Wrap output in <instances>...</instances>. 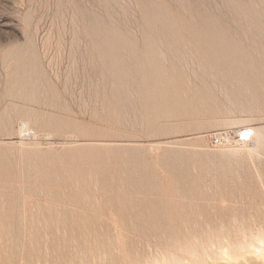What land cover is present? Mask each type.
Masks as SVG:
<instances>
[{
  "label": "rangeland",
  "instance_id": "1",
  "mask_svg": "<svg viewBox=\"0 0 264 264\" xmlns=\"http://www.w3.org/2000/svg\"><path fill=\"white\" fill-rule=\"evenodd\" d=\"M156 4L171 11L188 34L174 37L162 32L161 20L148 22L141 0H0V140L12 142L0 143V196L8 194L0 214L10 215L5 235L0 230V264H57L59 259L70 264L79 256L73 264L144 262L181 235L196 234L194 243L202 247L224 237V242L239 239L245 231L256 234L264 224V141L252 148L250 138L236 133L243 123L264 125V0ZM100 31L124 43L125 53L136 57L129 59H139L121 73L124 83L103 68L104 59L95 51ZM19 56L26 76L36 62L41 81L35 99L11 93ZM218 68L254 74L256 79L244 82L253 94L239 95L237 89L245 86L231 85L232 79L223 77L229 72L217 73ZM25 106L40 120L30 124L36 134L18 132L26 117L19 109ZM8 116L12 122L4 129ZM52 118H60L65 128L49 126ZM222 118L247 123L233 127L223 125ZM217 132L225 135L222 144L212 141ZM246 140L249 148L243 147ZM232 145L240 152H229ZM50 191L62 195L56 205L69 206L57 205L60 211L72 209L65 220L44 210ZM79 197L83 202L77 204ZM32 214L37 215L33 220ZM34 238L42 246L31 243ZM196 258L180 264L198 259L201 264Z\"/></svg>",
  "mask_w": 264,
  "mask_h": 264
},
{
  "label": "bare ground",
  "instance_id": "2",
  "mask_svg": "<svg viewBox=\"0 0 264 264\" xmlns=\"http://www.w3.org/2000/svg\"><path fill=\"white\" fill-rule=\"evenodd\" d=\"M29 3V2H28ZM109 5V4H108ZM141 6H142V11H143V14H144V17L146 18V20L148 21V22H151V23H154V22H156V21H159V20H161L163 23H161V27H162V32L164 31V32H166V34H170V35H172V36H174V37H178L180 34H183V33H186V34H188L185 30H187V28L185 27V26H183V25H180L179 23H178V21H177V19H176V17H175V15L171 12V11H169V10H164V9H162L160 6H158L157 4H156V0H141ZM35 7V6H34ZM93 8H95V6L93 7ZM259 8V7H258ZM35 9V8H34ZM33 9V11L35 12V10ZM112 9H113V7H112ZM114 10V9H113ZM240 10V9H239ZM52 11V10H51ZM49 12V11H48ZM62 12V11H61ZM43 14H44V12L42 13V15L41 16H43ZM62 15V14H61ZM34 16V15H33ZM41 16H40V19H41ZM47 16V15H46ZM126 16V15H125ZM1 18V17H0ZM6 17H4V19H5ZM46 18V17H45ZM71 18H72V16H71ZM246 18V17H245ZM38 20H39V17L37 18ZM65 20H66V18H65ZM9 21V20H8ZM128 21V20H127ZM4 22V21H3ZM6 22V21H5ZM38 22V21H37ZM37 22L35 23L36 25H37ZM60 22L62 23V21L60 20ZM77 22V21H76ZM79 22V21H78ZM95 22H96V24H97V27L99 28V29H101L102 28V26H101V24H100V21H99V19L98 18H96L95 19ZM44 23H45V21H44ZM43 23V24H44ZM35 25V26H36ZM61 25V24H60ZM34 26V27H35ZM43 26V25H42ZM41 27V26H40ZM51 27H52V25H51ZM51 27H50V29H51ZM67 27V26H66ZM57 28V27H56ZM3 29V28H2ZM35 29V31H37V32H39L38 31V29H37V27H35L34 28ZM37 29V30H36ZM41 29H42V27H41ZM79 30V29H78ZM7 31V30H6ZM34 31V32H35ZM37 32H36V35H37ZM50 32V31H49ZM55 32V31H54ZM62 32H63V29H62ZM73 32V31H72ZM64 33V32H63ZM73 34V33H72ZM77 34V33H76ZM160 34V33H159ZM43 35V34H42ZM49 36H50V34H48ZM78 35H79V33H78ZM20 36V35H19ZM37 37V36H36ZM40 37V36H39ZM42 37V36H41ZM47 37V36H46ZM63 37H64V35H63ZM81 36H79V38H80ZM108 37H110V38H108ZM72 38V37H71ZM76 38H78V37H76ZM74 39V38H73ZM44 40V39H43ZM42 40V41H43ZM46 41H47V39H46ZM53 41V40H52ZM58 42V41H57ZM71 42V41H70ZM78 42V41H77ZM53 43V42H52ZM114 43H116L118 46H115L114 45ZM77 44V43H76ZM122 45V46H121ZM124 45V43H121L120 41H116V42H114L113 40H112V37H111V35L108 33V31H106V32H104V31H100L99 32V34H97V37H96V41H95V51L97 52V53H99V55L101 56V58H103L104 59V61H103V68H110V69H112L113 71H114V73H115V75H116V81H119V82H122V83H124V77H122L121 76V73H124V71H125V68L126 67H130V68H134V67H136L137 66V64H138V62H139V59L137 60H135V61H133V60H131V59H129V57L130 58H136L135 56H134V54H132V55H130V54H126L125 53V47L123 46ZM51 46V45H50ZM71 46H72V43H71ZM61 47V46H60ZM80 47V46H79ZM82 47V46H81ZM60 49V48H59ZM159 49V48H158ZM264 49V48H263ZM42 50V49H41ZM51 50V49H50ZM161 50V49H160ZM58 51V50H57ZM64 51V50H63ZM45 52H46V50H45ZM85 52H86V50H85ZM161 53L163 52V51H160ZM43 55H44V52H43ZM160 55V54H159ZM182 55V54H181ZM183 56V55H182ZM193 56V55H192ZM51 57H52V55H51ZM50 57V58H51ZM165 57V56H164ZM54 58V57H53ZM72 58H74L73 56H72ZM89 59V58H88ZM127 59H129V60H127ZM18 62H17V65H16V68H15V75L13 76V79H12V84H11V93H15V94H18V95H21V96H24L26 99H35L36 97H37V93H38V91H39V89H40V83H39V81H41L40 80V73H38V72H36V68H37V65H36V62L35 61H33L32 62V64H33V69H32V71L29 73V75L28 76H26L23 72H22V68H23V66H24V64L25 63H23L22 62V60H25V59H23V57H18ZM32 60H34V59H32ZM50 60V59H49ZM49 60L47 61V62H49ZM57 60V59H56ZM85 60V59H84ZM165 60V59H164ZM73 62V61H72ZM50 63V62H49ZM73 66V65H72ZM205 70V69H204ZM203 71V70H202ZM247 71L248 70H244V72H239L238 74H235V75H233L231 72H230V70H226L225 68H223V69H221V68H218V71H215V72H217V73H224V72H229V74H225V75H223V77H224V79L226 80V81H228L229 79H232V82H229L228 81V83H231V85H235V83H234V81H237L236 82V84H237V86H240V85H238V84H241V85H244V82H246V81H248V79L250 80L251 78H257L254 74H247ZM22 72V73H21ZM105 75V74H104ZM205 75V74H204ZM207 76H208V74H207ZM213 76V75H212ZM12 78V77H11ZM108 78V77H107ZM213 79H214V76L212 77ZM223 79V80H224ZM208 80V79H207ZM189 81V80H188ZM187 82V81H186ZM90 84H91V82H90ZM195 84V83H194ZM214 84V83H213ZM246 84V83H245ZM97 86V85H96ZM107 86V85H106ZM214 86H215V84H214ZM213 86V87H214ZM245 86V88L241 91V90H239V88L237 89V93H239V95H246V96H248V95H252L253 94V90H252V88L250 87V85H249V83L248 84H246V85H244ZM120 87H121V85H120ZM217 87V86H216ZM232 87V86H231ZM49 88H53V87H51V86H48V89ZM47 89V86H45V90ZM131 89V88H130ZM217 90V89H216ZM220 91V90H219ZM221 91H222V89H221ZM189 92H191V91H189ZM227 93V92H226ZM184 94V93H183ZM48 96V95H47ZM191 96V95H190ZM225 96V95H224ZM227 96H228V94H227ZM88 97V96H87ZM194 97V96H193ZM234 97V96H233ZM89 98V97H88ZM227 98V97H226ZM229 99L228 100H230V97H228ZM233 99V98H232ZM227 100V101H228ZM217 101V100H216ZM98 103V102H97ZM253 103V102H252ZM130 104V103H129ZM97 105V104H96ZM239 105V104H238ZM86 106V105H85ZM16 107V106H15ZM88 107V106H87ZM128 107V106H127ZM243 107H245V106H243ZM243 107H242V110H245V109H243ZM86 108V107H85ZM194 109H195V107H194ZM203 109V108H202ZM224 109H226V108H224ZM135 110V109H134ZM208 111H209V109H207ZM227 110V109H226ZM89 111V110H88ZM254 111V110H253ZM19 112L21 113V114H23L24 116L26 115V117H28V118H26V117H24V119H21V121L19 122V124L21 125V127H20V125H19V127H20V130H18V132H20V131H22L23 129H24V131H29V132H31V131H33L34 130V132H35V134H36V129L35 128H32L31 126H30V124H31V121H34L36 124H39L40 123V120H39V118H33V117H31L30 115H33V113L35 112L33 109H31L30 107H27V106H25V107H23V108H21V109H19ZM138 112V111H137ZM224 113V112H223ZM232 116V115H231ZM155 117V116H154ZM142 118V117H141ZM135 119V118H134ZM133 119V120H134ZM215 119V118H214ZM219 119V118H218ZM223 119V118H222ZM215 120H217V119H215ZM241 120V119H240ZM239 119H237V120H232L231 118L230 119H223L222 120V122L224 123L223 125H225V124H230L231 126L233 125V127H234V125L235 126H237L238 125V123L240 124V123H243V122H245V121H240ZM245 120V119H244ZM220 121V120H219ZM247 121H248V123H249V120L247 119ZM253 121V120H252ZM11 122H12V118L10 117V116H8L6 119H5V121L4 122H2L3 123V128L4 129H7L9 126H10V124H11ZM201 122V121H200ZM221 122V121H220ZM201 123H203V121L201 122ZM237 123V124H236ZM247 122H245V124H246ZM244 124V123H243ZM243 124H242V127H241V125H239L240 127L238 128V132H236L237 134H238V136H240V137H244V136H246L247 138H250V143L246 140V143H245V145L243 146V147H245L246 148V146H247V142H248V144L250 145L249 147H252L251 145H253V146H256V145H260V144H262V143H264V142H262V140L264 141V125H255V126H249L248 124V126H245L244 125V127H243ZM264 124V123H263ZM22 125H24L25 126V128L22 126ZM48 125L49 126H53L57 131L58 130H63L64 128H65V124L61 121V119L60 118H52V119H50L49 120V122H48ZM173 125V124H172ZM198 126V125H197ZM238 127V126H237ZM237 127H235V128H237ZM171 128H172V126H171ZM231 128V127H230ZM17 129V128H16ZM235 133V134H236ZM20 134V133H19ZM24 134V133H23ZM245 134H247V135H245ZM27 135V134H26ZM20 136V135H19ZM188 136V135H187ZM35 138H36V136H34ZM192 137V136H191ZM198 137V136H197ZM186 138H188V137H186ZM237 138H239V137H237ZM245 138V137H244ZM182 139V138H181ZM4 140V139H3ZM3 140H0V143H8L9 141H3ZM39 140V139H38ZM75 140V139H74ZM177 140V139H176ZM33 141V140H32ZM64 141V140H63ZM77 141V140H76ZM167 141V140H166ZM239 141V140H238ZM241 141V140H240ZM240 141L238 142L239 144L238 145H241L240 144ZM22 142H23V140H22ZM22 142H21V144H22ZM65 142V141H64ZM69 142V141H68ZM72 142H74V141H72ZM80 142V141H79ZM89 142V141H88ZM94 142V141H93ZM96 142H99V141H96ZM113 142V141H112ZM165 142V141H164ZM242 142V141H241ZM262 142V143H261ZM9 143H12V142H9ZM19 143H20V141H19ZM75 143H77V142H75ZM87 143V142H86ZM105 143V142H104ZM106 143H110V142H106ZM113 143H115V142H113ZM15 144V143H14ZM54 144V143H53ZM78 144V143H77ZM121 144V143H120ZM124 144V143H123ZM235 144H237V142L235 143ZM103 145H107V144H103ZM146 145V144H145ZM151 145H153V144H151ZM156 145H157V143H156ZM163 145V144H162ZM238 145H232L229 149L230 150H228L229 152L231 151V150H234V152H237L238 151V153L240 152L239 150H241V149H239V147H238ZM23 146V145H22ZM123 146V145H122ZM159 146H157V148H158ZM248 146H247V148H249ZM222 148V147H221ZM226 148V147H225ZM237 148H238V150H237ZM245 148H243L244 150V153H245V151H247ZM253 148V147H252ZM258 148H259V146H258ZM219 149V148H218ZM227 149V148H226ZM255 149V148H254ZM253 149V150H254ZM156 150V149H155ZM235 150H237V151H235ZM259 150H260V148H259ZM222 151V150H221ZM227 151V150H226ZM255 151V150H254ZM233 152V153H234ZM250 152V151H249ZM252 152V151H251ZM186 153V152H185ZM226 153V152H225ZM242 153V152H241ZM221 154V152L219 153V155ZM223 154V153H222ZM227 154V153H226ZM256 154V153H255ZM233 155V154H232ZM239 155V154H238ZM249 155H251V154H249ZM194 156V155H193ZM222 156H224V155H222ZM230 156V155H229ZM253 156V155H252ZM257 156V155H256ZM259 156V155H258ZM207 157V156H206ZM233 157V156H232ZM156 158H157V156H156ZM229 158V157H228ZM233 158H235V157H233ZM223 159V158H222ZM231 159V158H230ZM252 159V158H251ZM228 160V159H227ZM157 161V160H156ZM156 161L154 162V163H156ZM226 162H228V161H226ZM197 163V162H196ZM201 163V162H200ZM223 163V162H222ZM204 165V164H203ZM155 166V165H154ZM222 167V166H221ZM202 168V167H201ZM2 170V169H1ZM64 170H66V169H64ZM223 170V169H222ZM230 170V169H229ZM98 172V171H97ZM231 172V171H230ZM233 172V171H232ZM231 172V173H232ZM44 174H46V173H44ZM222 174H224V173H222ZM94 175V174H93ZM72 177V176H71ZM1 178V177H0ZM195 178V177H194ZM91 179V178H90ZM202 179V178H201ZM198 180V179H197ZM91 181V180H90ZM97 181V180H96ZM237 181H238V179H237ZM43 182V181H42ZM72 183H73V181H72ZM97 183V182H96ZM176 183V182H175ZM75 184H77V182L75 183ZM6 185V184H5ZM174 185V184H173ZM23 186V185H22ZM122 187V186H121ZM95 188V187H94ZM174 188V187H173ZM198 188V187H197ZM50 189V188H49ZM96 189V188H95ZM228 190V189H227ZM200 191V190H199ZM166 193V192H165ZM164 193V194H165ZM175 193V192H174ZM204 193V192H203ZM85 194V193H84ZM90 194V193H89ZM170 194V193H169ZM34 195H36V194H34ZM176 195V194H175ZM178 195V194H177ZM204 195V194H203ZM4 196H8V194H3V195H1L0 196V204H2V203H4ZM29 196H31V195H25L24 197L25 198H27V197H29ZM33 196V195H32ZM46 196L48 197V202H47V207H45L46 209H44V210H47L48 209V211H51V212H56V213H58L59 215H58V220L59 219H61L62 217H64V220H65V218L68 216V214L66 213L67 211H69L70 212V214L72 213L71 212V210L72 209H65V210H62L61 209V211L59 210V204L60 203H58L57 202V205H58V207H57V205H56V202H55V200H57V198H62V195L60 196L59 194H54V192H48L47 194H46ZM86 196V195H85ZM171 196V195H170ZM200 196V195H199ZM87 197V196H86ZM173 197V196H172ZM202 197V196H201ZM24 199V198H23ZM28 200L30 199V198H27ZM87 199V198H86ZM93 199V198H92ZM171 199V198H170ZM96 200V199H95ZM164 200V199H163ZM168 200V199H167ZM172 200V199H171ZM62 201V200H61ZM178 201V200H177ZM27 202H29V201H27ZM81 202H83V199L81 198V197H79L78 199H77V204L78 203H81ZM169 202V201H168ZM192 202V201H191ZM25 203V202H24ZM37 203H38V201H37ZM40 203V202H39ZM46 203V202H45ZM87 203V202H86ZM85 203V204H86ZM97 203V202H96ZM171 203V202H170ZM170 203H168V204H170ZM26 204V203H25ZM176 204V203H175ZM3 205V204H2ZM87 205V204H86ZM4 206V205H3ZM28 206V205H27ZM92 206V205H91ZM96 206V205H95ZM100 206V205H99ZM1 207V206H0ZM38 207V206H37ZM42 207V206H41ZM60 207H63V205H61ZM66 207H69V206H66ZM65 206L63 207V208H66ZM176 207V206H175ZM38 208H40V205H39V207ZM197 208V207H196ZM0 209H2V207L0 208ZM40 209H42V208H40ZM3 210V209H2ZM33 210V209H32ZM175 210H177V209H175ZM181 210V209H180ZM81 211H83V210H81ZM38 212H39V210H38ZM50 212V213H51ZM53 212V213H54ZM61 212H62V214H61ZM68 212V213H69ZM74 212V211H73ZM167 212V211H166ZM86 213V212H85ZM38 214V213H37ZM193 214V213H192ZM33 215V214H32ZM31 215V216H32ZM176 215H177V213H176ZM175 215V216H176ZM196 215V214H195ZM30 215H29V218L31 217ZM100 216V215H99ZM174 216V215H173ZM187 216V215H186ZM35 217H37V215L36 214H34L30 219L31 220H33ZM42 217V216H41ZM27 218V217H26ZM72 218V217H71ZM9 219H10V215H5V214H0V230H1V232H3L2 234H4L5 235V229H7V225H6V222L7 221H9ZM235 220H236V218H235ZM38 221V220H37ZM29 222V221H28ZM190 222V221H189ZM193 222V221H192ZM73 223V222H72ZM173 223V222H172ZM178 223V222H177ZM180 223V222H179ZM220 223V222H219ZM40 225V224H39ZM56 225H57V222H56ZM210 225V224H209ZM225 225V224H224ZM244 225V224H243ZM184 226H185V224H184ZM192 226V225H191ZM207 226V225H206ZM182 227V226H181ZM212 227V226H211ZM218 227V226H217ZM240 227H242V225L240 226ZM260 227V226H259ZM258 227V230H259V232H257L256 234H254L255 232H250V234L249 235H246V231L245 232H241V233H243L242 235H241V237H239V239L237 238V239H234V240H231V241H225L224 242V238H223V240H217L218 242H216L215 241V244H214V241H212L213 242V244L211 245V244H208L207 246L205 245V246H202V247H198V246H196L195 245V243H194V240L195 239H197V236H196V234H193L192 236H190V235H188V234H183L184 235V237L182 236V238H181V236L179 237H177V238H175L173 241L171 240V242L165 247V249H162L160 246L162 245H164V244H167L166 242L164 243V244H160V249L159 248H157V250L159 251V253L156 255V256H154L153 254H152V256L153 257H151V259H147V260H145L144 262H140V261H136L137 263H134L135 262V260H134V262H128L127 264H168L169 262L168 261H175V262H177V263H182L183 261L185 262L186 260L188 261L189 259H191V258H194V257H199L200 259H202V260H200L201 261V264H204L205 263V261H208V260H206V259H208L209 257H211L214 261H210V262H212V264H264V224L263 225H261V229ZM169 228H170V226H169ZM185 228V227H184ZM187 228V227H186ZM206 228V227H205ZM223 228H224V226H223ZM247 228V227H246ZM250 228V227H249ZM193 229V228H192ZM197 229V228H196ZM201 229V228H200ZM214 229V228H213ZM240 229V228H239ZM251 229H252V227H251ZM62 230V229H61ZM173 230V229H172ZM220 230H221V228H220ZM241 230V229H240ZM245 230V229H244ZM247 230H248V228H247ZM255 230V229H254ZM119 231V230H118ZM192 231V230H191ZM197 231V230H196ZM216 231V230H215ZM214 231V232H215ZM219 231V230H218ZM217 231V232H218ZM237 231V230H236ZM251 231V230H250ZM45 232V231H44ZM87 232V231H86ZM186 232H187V230H186ZM212 232V231H211ZM216 232V233H217ZM228 232H229V230H228ZM240 232V231H239ZM239 232H238V234H239ZM115 233V232H114ZM190 233V232H189ZM193 233V232H192ZM192 233H190V234H192ZM199 233V232H198ZM208 233V232H207ZM220 233V232H219ZM218 233V234H219ZM221 233H223V232H221ZM237 233V232H236ZM175 234V233H174ZM180 234V233H179ZM201 234V233H200ZM210 234V233H209ZM212 234V233H211ZM215 234V233H214ZM117 235V234H116ZM122 235V234H121ZM178 235V234H177ZM204 235V234H203ZM202 235V236H203ZM227 235H228V233H227ZM236 235V234H235ZM31 236H33V234L31 235ZM99 236V235H98ZM105 236V235H104ZM199 236H201V235H198V237ZM210 236V235H209ZM215 236V235H214ZM222 236H224V235H222ZM226 236V235H225ZM238 236H240V235H238ZM0 237H3V236H0ZM117 238H118V236H116ZM115 237V238H116ZM173 237V236H172ZM227 237V236H226ZM231 237V236H230ZM46 238V237H45ZM83 238V237H82ZM215 238V237H214ZM219 238V237H218ZM1 240L3 239V238H0ZM35 239V241L34 240H32L31 241V243H35L36 245L37 244H40V246H42L41 244V240L39 241V240H37L36 238H34ZM39 239V238H38ZM62 239V238H61ZM200 239V238H199ZM208 239V238H207ZM66 240L67 241H70V240H68L67 238H66ZM108 240H110V239H108ZM5 241V240H4ZM37 241V242H36ZM62 241H63V239H62ZM84 241V240H83ZM148 241V240H147ZM211 241V240H210ZM3 242V241H2ZM1 241H0V246L4 243H2ZM6 242H8V241H6ZM82 242V241H81ZM115 242V241H114ZM200 242H202V241H200ZM24 243V242H23ZM117 243V242H116ZM197 243V242H196ZM208 243V242H207ZM210 243V242H209ZM8 244V243H7ZM50 244V243H49ZM67 244H68V242H67ZM67 244H64L65 246H67ZM147 244V243H146ZM199 244V243H198ZM45 245H47V243L45 244ZM75 245V244H74ZM116 245V244H115ZM203 245V244H202ZM4 246L5 247H7V245H3V248H4ZM33 246H34V244H33ZM32 246V247H33ZM39 246V245H38ZM39 246V247H40ZM49 246V245H48ZM47 246V247H48ZM63 246V245H62ZM64 246V248H66ZM94 246V245H93ZM97 246V245H96ZM147 246V245H146ZM156 246H158V244L157 245H155V247ZM115 247V246H114ZM123 247H124V245H123ZM122 247V249H124ZM148 247V246H147ZM154 247V248H155ZM22 248H23V246H22ZM34 248H35V246L32 248L33 250H34ZM41 248V247H40ZM46 248V246H44V248L42 247V249L43 250H47V249H45ZM63 248V249H64ZM89 248H91V247H89ZM94 248V247H93ZM92 248V249H93ZM95 248H97V247H95ZM164 248V247H163ZM1 249V248H0ZM7 249V248H6ZM5 248L3 249V251H4V253H6L5 251H8V250H6ZM9 249V248H8ZM37 249H38V247H37ZM41 249V250H42ZM84 249H86V247L84 248ZM83 249V250H84ZM98 249V248H97ZM102 249H103V247H102ZM107 249H108V247H107ZM147 249V248H146ZM150 249V248H149ZM24 250H25V248H24ZM40 250V249H39ZM39 250H36L37 251V253H39V252H41V250L39 251ZM59 250H61V249H59ZM82 250V249H81ZM89 250V249H88ZM104 250V249H103ZM111 250H113V248L111 249ZM121 250V249H120ZM2 251V250H1ZM35 251V252H36ZM39 251V252H38ZM48 251V250H47ZM63 251V253H64V250H61V252ZM93 251V250H92ZM95 251V250H94ZM98 251H100L99 249H98ZM105 251V250H104ZM109 251V250H108ZM125 251V250H124ZM124 251H123V253H124ZM60 252V251H59ZM60 252V253H61ZM83 252V251H82ZM82 252H81V255H82ZM106 252V251H105ZM112 253H113V251H111ZM116 252H117V250H116ZM121 252V251H120ZM119 252V253H120ZM147 252V251H146ZM2 253V252H1ZM47 253V252H46ZM65 253L67 254V252L65 251ZM70 253V252H69ZM78 253H80V252H78ZM78 253H76L75 252V254L77 255ZM87 253H89V252H87ZM95 253H96V251H95ZM109 253V252H108ZM111 253V254H112ZM115 253V252H114ZM150 253V252H149ZM40 254V253H39ZM42 254H43V252H42ZM85 254V253H84ZM89 254H91V252L89 253ZM98 254L100 255V252H98ZM103 254H104V252H103ZM127 254V253H126ZM148 254V253H147ZM146 254V255H147ZM151 254V253H150ZM69 255H71V253L69 254ZM67 256V257H70V256ZM73 255V254H72ZM76 255H74L75 257H76ZM79 255V254H78ZM101 255H102V253H101ZM104 255H107V253L106 254H104ZM104 255H103V258H104ZM134 255H136V254H134ZM145 255V254H144ZM1 256H3V255H1ZM6 256V254L3 256V257H5ZM37 256L38 257H40V255H38L37 254ZM55 256V255H54ZM60 256V255H59ZM59 256H57V260L59 259V258H63V256L61 255V257H59ZM64 256H66L65 254H64ZM83 256H86V255H83ZM88 256H90V255H88ZM88 256H86V257H88ZM94 256H95V254H94ZM93 256V257H94ZM118 256V255H117ZM123 256V255H122ZM131 256V255H130ZM129 256V257H130ZM133 256V255H132ZM138 256V255H137ZM37 257V258H38ZM47 257H49V256H47ZM67 257H64V258H67ZM72 257V256H71ZM81 256H79V258H80ZM92 256H90L89 258L91 259V261H92V258H91ZM98 257H101V256H98ZM97 257V255H96V257H95V259H97L98 258ZM126 257V259H128L127 258V256H125ZM124 257V258H125ZM74 258V257H73ZM78 257L76 258V259H79ZM116 258V257H115ZM123 258V257H122ZM147 258V257H146ZM196 258V259H197ZM1 259V258H0ZM3 259V258H2ZM39 259V258H38ZM68 259V258H67ZM67 259L65 260V262H67ZM76 259H74L75 261H76ZM133 259V258H132ZM139 259V258H138ZM145 259V258H144ZM46 260V262H47V258L45 259ZM56 260V259H55ZM64 260V259H63ZM73 259H71V261H72ZM97 260H100L99 258L97 259ZM103 260H105V259H103ZM112 260V259H111ZM123 260V259H122ZM152 260V261H151ZM211 260V259H210ZM0 261H2V260H0ZM22 260H20V262H21ZM49 261V260H48ZM52 261H54V259L52 260ZM75 261H73V263L75 262ZM81 261V260H80ZM80 261H79V263H80ZM83 261V260H82ZM81 261V262H82ZM85 262H86V260H84ZM94 261V260H93ZM92 261V262H93ZM115 261V260H114ZM133 261V260H132ZM158 261H161V263H158ZM190 261V260H189ZM193 261V260H192ZM33 262V261H32ZM39 262V261H38ZM59 262H60V259H59ZM59 262L58 261H56V263L57 264H59ZM61 262H62V260H61ZM77 262V261H76ZM84 262V264H86ZM105 262V261H104ZM116 262V261H115ZM172 262V263H173ZM195 262H197V261H195ZM198 262H199V259H198ZM198 262H197V264H198ZM52 263H54V262H52ZM51 263V261H50V263H47V264H52ZM64 263V262H63ZM72 263V262H71ZM70 263V264H71ZM72 263V264H73ZM91 263V262H90ZM89 263V261H88V263L87 264H90ZM99 263V262H98ZM120 263V262H119ZM124 263H125V261H124ZM207 263V262H206ZM61 264V263H60ZM64 264H66V263H64ZM77 264V263H76ZM83 264V263H82ZM92 264V263H91ZM93 264H94V262H93ZM97 264V263H96ZM100 264V263H99ZM111 264V263H110ZM116 264V263H115ZM123 264V263H122ZM175 264V263H174ZM186 264H187V262H186ZM190 264V263H189ZM196 264V263H195ZM200 264V263H199ZM207 264H209V261H208V263ZM211 264V263H210Z\"/></svg>",
  "mask_w": 264,
  "mask_h": 264
},
{
  "label": "built area",
  "instance_id": "3",
  "mask_svg": "<svg viewBox=\"0 0 264 264\" xmlns=\"http://www.w3.org/2000/svg\"><path fill=\"white\" fill-rule=\"evenodd\" d=\"M220 131H231V130L224 129V130H220ZM223 140H225V135L223 132L214 133L212 136V141L215 144H222Z\"/></svg>",
  "mask_w": 264,
  "mask_h": 264
},
{
  "label": "snow or ice",
  "instance_id": "4",
  "mask_svg": "<svg viewBox=\"0 0 264 264\" xmlns=\"http://www.w3.org/2000/svg\"><path fill=\"white\" fill-rule=\"evenodd\" d=\"M245 135H247V134H245Z\"/></svg>",
  "mask_w": 264,
  "mask_h": 264
}]
</instances>
